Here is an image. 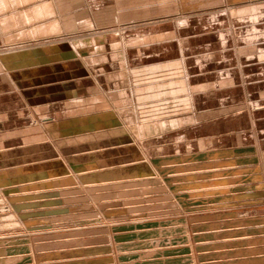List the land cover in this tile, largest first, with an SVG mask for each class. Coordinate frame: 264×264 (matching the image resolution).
I'll return each mask as SVG.
<instances>
[{"label": "rangeland", "instance_id": "obj_1", "mask_svg": "<svg viewBox=\"0 0 264 264\" xmlns=\"http://www.w3.org/2000/svg\"><path fill=\"white\" fill-rule=\"evenodd\" d=\"M246 27L264 0H0V264H264Z\"/></svg>", "mask_w": 264, "mask_h": 264}, {"label": "crops", "instance_id": "obj_2", "mask_svg": "<svg viewBox=\"0 0 264 264\" xmlns=\"http://www.w3.org/2000/svg\"><path fill=\"white\" fill-rule=\"evenodd\" d=\"M73 11V10H72ZM250 14H252V13H249V15ZM261 16V15H260ZM258 17H259V15H258ZM39 31V30H38ZM25 32H26V29H25ZM24 32V33H25ZM59 32H61L62 33V30H58V31H55V32H53V33H50V32H48V33H44V34H39V35H37V34H35L34 36L35 37H38L39 36V38H48V37H50V36H53L54 34H57V33H59ZM241 33H243V37H244V40H245V45H244V47H245V49L243 50L244 52H243V55L244 56H247V57H251V56H257L258 58H262L263 56H264V49L263 48H260V47H258L257 46V42L258 41H260L259 40V38H257L256 36H257V34L258 35H260L261 33H264V32H262V29L261 28H245V30L244 31H242ZM260 33V34H259ZM264 35V34H263ZM21 36H23V37H21V39H19V40H21V41H25V40H28V41H32V40H36L35 38H33V35H31L30 34V32H29V34L27 33V35L25 36V34L24 35H21ZM241 36V35H240ZM202 44V43H201ZM204 45V47L203 48H201V54H199V58L201 59V56L203 57V55L202 54H205V55H207V56H209V57H205L204 59H205V63L204 64H202L203 66L202 67H206V68H208V66H209V63L211 62V65H215V66H222V67H218V69L220 68V70L221 69H223V66H224V64L227 62V58L225 59V60H223V58H221V59H219V58H216V57H214V54H215V48H214V43L212 44V43H210V44H203ZM155 53V52H154ZM163 53H165V52H163ZM156 55H158V54H152V55H150V56H146V58L144 59V60H142L143 62H147V64H149V63H152V62H155L156 60H160V61H162V60H166V59H164V58H159V57H157ZM159 55H161V54H159ZM164 55H166V54H164ZM88 56H90V55H88ZM106 56V55H105ZM151 56H154V57H156V58H154V60H152V59H150V57ZM182 59V58H181ZM139 60V59H138ZM137 60V61H138ZM183 60V59H182ZM202 60H203V58H202ZM202 60H201V62H202ZM217 61V62H216ZM185 62H186V60L185 61H182V63H183V67L187 70V68H186V66H185ZM201 62H200V64H201ZM119 63V62H118ZM117 63V64H118ZM155 64V63H154ZM92 65L93 66H95V67H102V66H104V65H106V62H100V63H92ZM119 65V64H118ZM156 65V64H155ZM81 66V64H77L76 66H75V68L76 69H78L79 67ZM82 66H84V65H82ZM89 67H90V65H89ZM95 67H93V69L95 68ZM147 67L149 68L150 67V65H147ZM84 69H86V66H84ZM84 69L82 70V71H84ZM79 70V69H78ZM100 70H102L101 68H100ZM114 71H120V70H117V69H115ZM221 72V75H227V76H229V70L228 69H223V70H221L220 71ZM187 73V72H186ZM187 75H189V74H187ZM79 76V77H78ZM85 78H88V77H86L85 75L83 76V80H85ZM73 79V80H72ZM71 80L73 81V83H79V82H81V81H83L82 79H81V75H77V76H75V77H73ZM89 79V78H88ZM91 79H89V81H90ZM84 82V81H83ZM189 85H190V83H189ZM91 85H89V90L91 89V87H90ZM97 87V86H96ZM77 88H79V86H77ZM201 90H203V88L201 89ZM189 91L191 92V95H192V89H191V86H190V88H189ZM192 97V96H191Z\"/></svg>", "mask_w": 264, "mask_h": 264}]
</instances>
